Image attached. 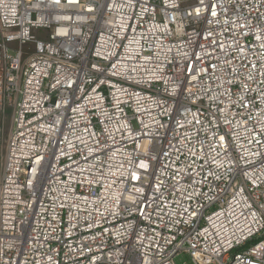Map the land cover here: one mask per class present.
Instances as JSON below:
<instances>
[{"label":"built area","instance_id":"2783aa9c","mask_svg":"<svg viewBox=\"0 0 264 264\" xmlns=\"http://www.w3.org/2000/svg\"><path fill=\"white\" fill-rule=\"evenodd\" d=\"M182 1L0 0V264H264V0Z\"/></svg>","mask_w":264,"mask_h":264},{"label":"rangeland","instance_id":"374dc122","mask_svg":"<svg viewBox=\"0 0 264 264\" xmlns=\"http://www.w3.org/2000/svg\"><path fill=\"white\" fill-rule=\"evenodd\" d=\"M192 2L189 0H185L181 2L182 6L190 5ZM31 34L34 36L35 39H44V31L38 29H32ZM33 51V44L27 43L21 47V52L23 55H27ZM9 126V114L7 112L5 118V127L6 131ZM173 264H190V256L186 252H179L172 258Z\"/></svg>","mask_w":264,"mask_h":264}]
</instances>
